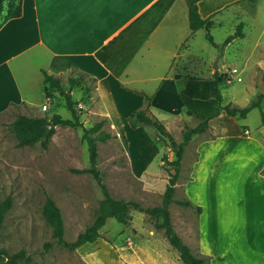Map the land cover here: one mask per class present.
<instances>
[{"label":"crops","instance_id":"0c3cea01","mask_svg":"<svg viewBox=\"0 0 264 264\" xmlns=\"http://www.w3.org/2000/svg\"><path fill=\"white\" fill-rule=\"evenodd\" d=\"M196 4L209 29L228 16L242 27L243 35L226 44L213 39L220 48L213 72L221 59L233 63L227 49L242 48L243 28H260L257 41L264 33V0ZM199 31L206 34L190 30L186 0H21V14L0 27V113L18 103L48 105L44 69L92 77L110 122L106 96L123 98L131 112L148 99V111L161 122L167 112L177 121L176 74L187 67L204 76L209 69L210 60L192 51ZM240 119L221 112L209 120V136L197 141L182 182L183 200L195 211L196 254L212 264H264V127Z\"/></svg>","mask_w":264,"mask_h":264},{"label":"rangeland","instance_id":"374dc122","mask_svg":"<svg viewBox=\"0 0 264 264\" xmlns=\"http://www.w3.org/2000/svg\"><path fill=\"white\" fill-rule=\"evenodd\" d=\"M237 29L241 31L242 27L234 28L232 18L228 16L221 25L211 26L209 30L214 41L219 43L228 35L235 34ZM243 30L247 32L245 37L237 41L242 43V48L234 51L233 44L227 49V63H233L227 65L221 59L217 70L227 76L226 85L221 89L224 103L240 107L256 100L259 93H264V33L257 41L260 28ZM199 32L192 41V51L203 56L205 61L210 60L209 69L201 77L211 78L220 48L205 38L204 31ZM185 75L200 76L187 67L176 74L179 77ZM58 77L64 89L71 91L82 127L56 126L46 147L39 142L17 145L16 137L8 126L17 114L57 112L64 118L71 117L64 98L50 86L44 91L48 105L40 107L18 103L0 113V199L7 195L12 198V206L0 226V250L9 254L23 250L28 259L18 260L16 264H184L176 249L169 244L163 229L155 226V219L137 209H130L131 220L127 225L108 218L96 241L86 242L74 250L62 246L52 236V227L42 211L47 196L61 211L66 241L74 240L93 221L102 198L100 188L90 173L74 171L88 166L83 127H90L105 118L101 100L94 93V80L73 71ZM70 78L76 79L75 82H70ZM106 100L113 122L107 119L101 127L112 136L96 142L97 167L102 181L113 197L133 199L145 207L161 205L168 179L174 172L171 162L175 154L170 142H180L182 130L195 125L197 119L183 115L178 99L180 118L176 121L171 113H164L166 120L162 125L165 130L143 125L132 127L129 115L133 108L123 105L121 97L106 96ZM261 107L264 111V96ZM152 109L158 110V104L154 103ZM146 113L150 115L148 110ZM260 122L257 107L239 120L240 124L250 128ZM208 136L209 131L194 135L184 146L175 190L168 205L175 231L195 255H198L195 211L178 201L184 199L182 182L196 155V143ZM48 242L50 245L46 246Z\"/></svg>","mask_w":264,"mask_h":264},{"label":"trees","instance_id":"16d2710c","mask_svg":"<svg viewBox=\"0 0 264 264\" xmlns=\"http://www.w3.org/2000/svg\"><path fill=\"white\" fill-rule=\"evenodd\" d=\"M188 5V22L191 32L200 28L206 30V38L214 45L212 34L209 31L211 21L209 18H202L198 12L197 0H186ZM21 14V0H0V27L10 18L17 17ZM237 35H243L237 29L235 34L228 35L223 44L228 43ZM43 74V82L45 90L47 86L56 89L64 98L65 105L70 111L71 117L64 118L61 114L53 112L51 114L44 113L43 115H25L17 114L16 117L9 123V129L16 137L18 146L31 145L39 142L42 147H46L55 132L58 125L82 127L79 120L77 110L75 108V101L72 98L70 90L64 89L59 77L44 69H41ZM178 98L181 101L184 114L193 116L197 122L193 126H186L181 134L182 140L180 142H170L175 158L172 160L174 172L170 174L168 184L163 192V199L161 205L152 207L142 206L138 201L133 199H125L123 197H113L107 186L102 181L100 171L97 167V140H106L110 138L111 133L102 130V125L106 122V118L94 123L90 127H83L82 138L87 143L88 150V166L82 169H75V172H87L95 179L102 193V198L98 202L95 209V216L93 221L80 231L76 238L72 241L64 239V227L61 211L54 200L47 196L43 204V215L48 224L52 227V236L62 246L69 250H74L86 242H93L101 236L100 228L105 224L110 217L116 219L123 225H127L131 220L130 209H137L147 213L150 217L155 219V226L163 229V233L167 238L169 244L176 249L180 260L184 264H212L208 256L191 252L189 246L183 242L181 237L175 231L168 210V205L172 201L175 190V183L178 178L180 161L184 146L192 139L194 135L207 132L210 128L209 120L225 112L229 116H236L238 118H245L250 109L257 107L260 110L261 124L264 127V111L261 107V101L264 93H259L256 100L251 101L246 106L240 107L224 103L221 89L226 85V73H219L214 71L211 78L201 77L197 75L175 76ZM76 79L70 78V82H75ZM149 100L146 102L144 109L136 110L129 115L130 125L148 126L156 128L157 130H165L162 122L153 114L146 113L148 110ZM244 129L246 126H242ZM164 139V138H162ZM264 170V168H263ZM181 204L189 205L188 200H179ZM12 206V198L10 195L0 199V226L4 219L5 213ZM200 212L201 208L197 207ZM49 246L50 243H46ZM27 260L23 250H19L12 254L5 250H0V264H16L18 260Z\"/></svg>","mask_w":264,"mask_h":264},{"label":"built area","instance_id":"2783aa9c","mask_svg":"<svg viewBox=\"0 0 264 264\" xmlns=\"http://www.w3.org/2000/svg\"><path fill=\"white\" fill-rule=\"evenodd\" d=\"M246 131V130H245Z\"/></svg>","mask_w":264,"mask_h":264}]
</instances>
